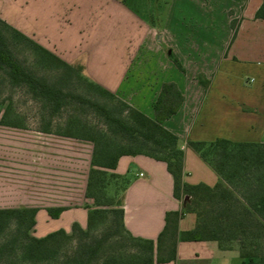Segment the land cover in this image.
I'll list each match as a JSON object with an SVG mask.
<instances>
[{"label":"crops","instance_id":"0c3cea01","mask_svg":"<svg viewBox=\"0 0 264 264\" xmlns=\"http://www.w3.org/2000/svg\"><path fill=\"white\" fill-rule=\"evenodd\" d=\"M156 1L157 20L136 10L138 0H0V17L63 60L81 64L90 80L150 117L162 84L173 82L183 101L163 124L184 150L183 180L212 186L219 176L187 140L264 142V17L255 15L262 0ZM46 134L51 139L39 146L37 162L43 170L55 169L56 179L37 182L36 199L20 205L0 197V207H39L37 236L58 228L69 232L73 221L82 224L88 209L83 202H90L85 189L92 143ZM113 171L126 181L120 193L124 226L155 239L165 212L181 208L165 162L122 155ZM47 206L66 208L52 218ZM195 224V213L186 212L179 230ZM155 264L244 262L237 248L221 249L215 240H179L176 257Z\"/></svg>","mask_w":264,"mask_h":264},{"label":"trees","instance_id":"16d2710c","mask_svg":"<svg viewBox=\"0 0 264 264\" xmlns=\"http://www.w3.org/2000/svg\"><path fill=\"white\" fill-rule=\"evenodd\" d=\"M255 15L264 17V0ZM16 44L27 45L39 59L57 67V83L73 77L82 78L89 88L109 99L112 106L93 97L83 99L78 93L64 91L56 82L35 74L15 54L13 45ZM175 62L180 66L177 60ZM0 69L5 71L9 83L25 84L39 95L50 111H58L67 104V97L76 96L87 102L106 125V132L100 133L93 126L86 135L71 131L77 127L72 119L67 129L58 127L53 131L48 125L42 128L46 133L92 143L85 189V196L92 199V204L87 206V227L73 221L69 232L58 228L37 236L33 229L38 206L0 207V264H98L94 260L99 257L102 258L100 264H155L173 260L179 240H215L221 249L237 248L244 264H264V142L226 138L187 140L186 145L219 176V181L212 186L203 182L187 184L183 180L184 150L178 136L163 124L183 101V95L173 82L162 84L153 102L154 116L150 117L90 80L81 64L63 60L1 17ZM200 80L206 81L202 77ZM117 105L122 106L118 112ZM124 111L125 116L122 115ZM5 116L4 111L0 117L3 125L18 126L16 122L6 121ZM116 136H120L117 143L114 142ZM136 154L165 162L173 178V196L181 201L180 209L165 212L163 228L155 239L135 236L123 223L120 193L126 181L113 170L120 156ZM105 205H112V209L100 208ZM65 208L47 206L45 210L50 217L56 218ZM186 212L195 213V227L179 230V220ZM110 213L112 227H106L103 233L91 232L95 223L106 219ZM111 228L126 233L135 247L134 257L99 254L105 240L101 237Z\"/></svg>","mask_w":264,"mask_h":264},{"label":"rangeland","instance_id":"374dc122","mask_svg":"<svg viewBox=\"0 0 264 264\" xmlns=\"http://www.w3.org/2000/svg\"><path fill=\"white\" fill-rule=\"evenodd\" d=\"M125 1L127 4L132 5V0ZM157 3L156 0H153L152 4L149 3L151 5H148V0H138L136 10L148 20L151 18L157 20L159 16L157 14ZM13 50L18 58L31 68L35 74L45 77L49 82H56L64 88V91L72 90L73 93H78L83 99L93 97L108 106H112L109 99L89 88L82 78L73 77L57 83L55 81L58 74L57 67L48 65L45 61L39 59L27 45H13ZM66 102L67 104L58 111H50L48 105L39 95L31 92L25 84L9 83L5 71L0 69V117L5 111V120L18 124L17 127H13L3 125L0 122V197H5L6 200L4 201L6 203L20 205L26 203L27 200H34L36 199L35 186L37 182H53L52 180L56 179L58 172H55V169L49 167L43 170L41 163L37 162L38 152L41 151L39 146L47 144L51 139L46 132L42 131L44 126L48 125L53 131L58 127L67 129L66 125L70 121L69 119H72L77 123V127L71 128L73 132L86 135L93 126L100 133L106 132L103 118L97 115L87 102L81 101L76 96L67 97ZM115 109L118 112L122 109V106L117 105ZM126 114L125 111L122 112L123 116ZM81 125L85 126L80 128ZM119 141L120 136H116L114 142ZM25 149L27 150L25 151ZM42 172L45 175H41ZM89 201L83 202V206L91 205L92 199H89ZM1 203H3L2 199H0ZM100 208L110 210L112 205H105ZM41 224L42 220L40 218L39 225L41 226ZM81 225L86 228L87 219ZM106 227H112L111 213L106 219L101 218L98 223H95L91 232L103 233ZM33 234L37 235L35 227ZM101 238L105 240L100 255L107 252L108 255L115 254L131 258L136 254L135 247L121 229L114 231L111 228L106 236ZM74 243L73 241L72 244ZM262 251L264 252V249ZM260 253L261 250H259ZM101 260L102 258L99 257L94 261L100 264Z\"/></svg>","mask_w":264,"mask_h":264},{"label":"water","instance_id":"95a60500","mask_svg":"<svg viewBox=\"0 0 264 264\" xmlns=\"http://www.w3.org/2000/svg\"><path fill=\"white\" fill-rule=\"evenodd\" d=\"M187 197V196H186Z\"/></svg>","mask_w":264,"mask_h":264}]
</instances>
